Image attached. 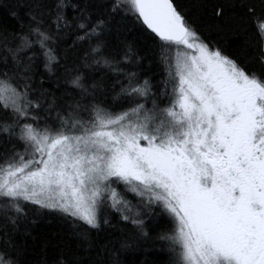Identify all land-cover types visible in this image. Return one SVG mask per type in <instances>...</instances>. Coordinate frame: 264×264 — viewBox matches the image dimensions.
Here are the masks:
<instances>
[{"label":"snow or ice","instance_id":"snow-or-ice-1","mask_svg":"<svg viewBox=\"0 0 264 264\" xmlns=\"http://www.w3.org/2000/svg\"><path fill=\"white\" fill-rule=\"evenodd\" d=\"M0 264H264V0H0Z\"/></svg>","mask_w":264,"mask_h":264},{"label":"trees","instance_id":"trees-1","mask_svg":"<svg viewBox=\"0 0 264 264\" xmlns=\"http://www.w3.org/2000/svg\"><path fill=\"white\" fill-rule=\"evenodd\" d=\"M178 3H181L185 6L191 7V0H177ZM215 37V33L211 34ZM141 49V55H144L143 52V45L138 46ZM149 58L151 59V54H149ZM149 60H145V65L147 66ZM156 72H160L161 69L156 68L154 69ZM160 78L159 76L157 77ZM32 236L36 237L37 240H41L42 238H56L59 242L64 244H72L73 237L71 235V224L69 222L63 221L58 217L55 216H44L39 219L31 229ZM28 243L31 245L32 240L28 238Z\"/></svg>","mask_w":264,"mask_h":264}]
</instances>
